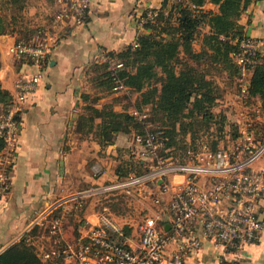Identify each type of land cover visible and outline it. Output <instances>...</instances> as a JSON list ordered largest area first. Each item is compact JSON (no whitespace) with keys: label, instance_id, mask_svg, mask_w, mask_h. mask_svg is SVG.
Listing matches in <instances>:
<instances>
[{"label":"crops","instance_id":"obj_1","mask_svg":"<svg viewBox=\"0 0 264 264\" xmlns=\"http://www.w3.org/2000/svg\"><path fill=\"white\" fill-rule=\"evenodd\" d=\"M176 1L91 0L84 22L69 20L56 32L51 31L50 57L48 62L40 66L6 50L17 40L18 34L14 29L16 19L13 14L5 17L1 11L14 8L15 3L12 0H0L1 6L5 8L0 11L1 86L15 99L19 92L17 82L42 71L40 81L28 90L25 100L15 107L18 129L2 151L0 173L8 171L11 188L6 193H0V252L22 237L34 245L49 243L47 233H29L33 229V220L43 210L59 207L64 215L63 236L67 240L79 235L86 219H96L98 212L91 203L98 194L86 198L79 221L71 222L75 218L72 216L79 215L76 213L75 201L80 192L109 183L119 175L116 159L120 148L134 146L136 150L133 151L139 154L141 149L133 133L120 132L114 142L101 144L93 131L77 129L78 117L85 112L88 104L102 107L107 102H113L109 93L98 96L104 90L93 82L92 66L96 62H106L104 58L110 57V52L124 50L135 43L140 34L152 32V27L142 20L150 8H162L168 12L174 9ZM183 1L185 5H191L190 0ZM25 7H33L34 10L30 12L33 15L29 17H34L38 25L49 26L57 3L56 0H26ZM207 7L218 11V5L212 2L204 5L206 10ZM47 8L50 10L46 17L43 10ZM238 21L247 34L261 42L264 52V0H251ZM205 25H199L195 32L198 36L196 40H200V43L204 33L209 31V25ZM217 64L223 72L222 79H215L224 91L222 97L227 95L228 103L240 102L238 107H243L244 98L239 90L238 94H234L236 98L230 92L232 77L229 76V70L221 63ZM253 71L254 67H251L246 74L249 81ZM255 101L257 105L262 104L260 97ZM114 106L116 109L120 107L118 104ZM142 158L145 157L142 155ZM258 165L264 167V157ZM128 199L144 201L150 196ZM143 205H147L150 213L154 212V207L149 203ZM261 211L264 217V201ZM128 213L131 214L130 211L121 214L131 218ZM186 264H264V228L257 241L241 253L224 255L219 248L206 241L199 250L186 258Z\"/></svg>","mask_w":264,"mask_h":264},{"label":"built area","instance_id":"obj_2","mask_svg":"<svg viewBox=\"0 0 264 264\" xmlns=\"http://www.w3.org/2000/svg\"><path fill=\"white\" fill-rule=\"evenodd\" d=\"M56 3L58 9L50 25L40 26L29 39L11 43L9 53L44 65L50 57L51 31L56 32L69 20L84 22L91 0ZM159 13V8H150L142 20L154 21ZM235 40L240 46L232 53L240 68V95L247 98L250 81L246 74L257 61L261 42L249 34ZM104 60L114 79L113 89L132 92L117 73L123 63L109 56ZM41 78L40 70L19 80L17 96L7 112H0V134L7 141L18 129L15 107ZM130 112L142 125V131L134 134L141 154L156 163L143 174L126 178L117 175L109 183L80 192L75 207L83 208L88 196L125 193L136 199L150 196L157 209L142 213L134 221L104 207L95 220H85L74 241L63 236L64 215L59 207L43 210L32 226L47 233L49 243H32L38 255L47 264H186V258L206 241L224 255L241 253L254 244L264 228V167L255 166L264 157V138L257 140L253 131L245 129L232 144L214 152L202 148L189 152L185 160L164 163L158 154L160 130L153 127L149 106H135ZM10 188L6 170L0 173V193Z\"/></svg>","mask_w":264,"mask_h":264},{"label":"trees","instance_id":"obj_3","mask_svg":"<svg viewBox=\"0 0 264 264\" xmlns=\"http://www.w3.org/2000/svg\"><path fill=\"white\" fill-rule=\"evenodd\" d=\"M12 1L16 8L20 2L21 6L25 7L26 0ZM250 1L190 0L191 5H185L183 0H177L173 10L181 12L177 27V30L183 31L181 35L172 34L170 38L164 36V31L168 30L166 27L169 26L173 10L165 12L160 8L157 18L154 21L146 22L152 27V32L140 34L136 39V44L132 43L124 50L110 52L112 60L116 58L118 61L115 62L123 63L117 69L119 77L133 91H140L142 102L150 103V113H153L155 117L158 115L161 119L163 126L160 127V133L163 149L170 151L175 143L176 146L178 144L176 137L187 133L193 139L199 136L204 137L197 143L198 150L206 148L214 152L228 145H221L217 136L213 140H209L207 136L200 133L202 130L210 131L212 124L215 123L220 126L218 129L223 130L226 115L218 114L213 109L218 99L222 97L220 93L216 92L217 90L220 92L221 87L203 69L197 67L187 58L183 60L181 51L183 48L189 57L194 59L202 58L208 51H211L216 62L221 63L224 68L229 70V76L232 78L236 76L240 91V68L232 53L240 50L239 43L235 38H241L247 34L238 20ZM207 2L218 5V11L206 10L204 5ZM57 9L58 5L49 21ZM13 16L17 19L15 15ZM160 21H165V24L157 29ZM205 24L209 25V31L203 35L201 50H195L191 40L192 32L199 25ZM22 39L25 38H17L16 41ZM28 59L32 61L30 58ZM92 67L93 82L103 90L113 88L114 79L109 69V63L96 62ZM251 67H254V71L250 77L248 98L256 100L260 97L264 108V52L261 49L258 52L256 63ZM155 81L156 84H154ZM12 101V95L0 84V112H7ZM218 116L220 117L217 118ZM97 118L99 120H96ZM139 123V120L128 110H118L113 102H107L100 108L88 104L85 112L78 117L77 129L84 132L93 131L101 144H108L114 142L120 132L131 134L141 132L142 127ZM138 126L139 130H137ZM6 145V138L0 134V157ZM176 160L178 159L176 158ZM137 161L140 165H144V169L133 171L130 162H127L126 168L116 165L119 176L126 178L133 173L140 175L150 169L151 164L147 165L145 158L141 157ZM120 194L123 198H130L125 193ZM84 207L85 204L83 208L78 209L81 215L84 212ZM121 213L119 212V214ZM35 231L41 233L42 229L35 226L29 233H35ZM0 264H47V262L38 255L30 240L22 237L0 252Z\"/></svg>","mask_w":264,"mask_h":264},{"label":"rangeland","instance_id":"obj_4","mask_svg":"<svg viewBox=\"0 0 264 264\" xmlns=\"http://www.w3.org/2000/svg\"><path fill=\"white\" fill-rule=\"evenodd\" d=\"M4 4V2H2ZM1 6V2H0ZM39 8V7H38ZM211 7H207V10H210ZM4 10V7H0V11ZM31 9L33 7H24L21 6V2L19 3L18 7L10 8V9H5V11H1L2 16L4 15L5 17L8 16L9 14H13L16 16V22L14 23V29L17 31L18 34V39L20 38H25L29 39L32 35H29L32 32H36L37 29L41 26V24L38 25V22L34 20V17H29L33 15L31 12ZM34 10V9H33ZM41 10V9H40ZM50 8L44 11V15H46L47 12H49ZM49 15V13H47ZM180 11L174 10L172 13L171 19L169 20V26L166 27L168 30H162L164 31V36L170 38L172 34L177 33V35H181L183 31L177 30L178 24L180 22ZM46 15V17L48 16ZM2 16L0 17V21L2 19ZM159 26L157 29H160V26H164L165 21H160ZM164 22V23H162ZM206 25H203L205 27ZM1 28V25H0ZM197 29V28H196ZM36 30V31H35ZM200 31H203V28L200 29ZM196 30L192 32V44L193 48L195 50H201L202 48V43H200V40H196L198 36L195 34ZM203 40V38H202ZM199 43L201 44L199 47ZM6 50H8V46L6 47ZM210 50V49H208ZM211 51H208L206 55H204L202 58H190L189 54L184 51L182 48L181 51V58L185 60L186 58L194 63L197 67L203 69L205 72L209 74V76L213 77L214 79H222V74L219 70V64H217L216 59L214 56L210 53ZM114 60V59H113ZM114 61H118V59L115 58ZM216 62V63H215ZM231 86H230V92L233 93V96L236 98V95L238 94V83L236 81V77L231 78ZM156 84V81L155 83ZM159 84V83H158ZM217 94L220 93V95H223L224 91L221 89L220 92L217 90ZM105 93H109V95H112V100L114 105H119L120 107L118 109L122 110H129L130 107H135L137 106L139 109H144L147 106H149L150 103L146 104L142 102V95L140 91H132L130 93H127L125 91H116L113 88L110 90H104L102 93H100L98 96H102ZM219 97V96H218ZM226 97H220L216 104L214 105L213 109L218 113H224L226 115V119L223 127V130L218 129L220 126L218 123L212 124L210 131H205L202 130L200 133H203V136H207L209 140H213L216 136L218 137L219 143L222 144H232L235 141V136L237 137L242 133L243 130H251L254 132L255 138L261 139L264 137V108L261 105H257L256 101L251 99V98H244L242 99V102L244 105L243 107H238L240 102H232L226 100ZM240 99V97H239ZM238 101V100H237ZM135 105V106H134ZM100 108V107H98ZM150 110V106H149ZM91 113L92 111L89 110ZM93 114V112H92ZM150 117L152 118L151 121L153 122L154 126L156 129L160 130V127L163 126L161 119L158 117V115L155 117L153 113H150ZM218 116L217 118H219ZM96 120H99L98 118ZM220 123V122H219ZM140 127H142L141 123ZM87 126V125H86ZM138 126L137 130L140 128ZM136 130V131H137ZM141 130V129H140ZM205 131V132H204ZM137 132H135L136 134ZM204 138L202 136L196 137V139H193L190 134H184V135H178L176 139L178 140V144L172 147L170 151L169 149H163L162 144V139H161V133L158 134V154L163 157L164 163L169 162L171 158L176 162V158L178 160H185L187 159L188 155L190 154L189 152H194L198 150L197 143L201 141V139ZM133 146V145H132ZM134 147V146H133ZM128 148V147H122L118 151L117 155V161L116 165H119L123 168H126L127 162L132 163L131 167H133L131 170L137 171L144 169V165H140L138 163V159L142 157V154L134 152L133 150H136L134 148ZM188 150H190L188 152ZM144 156V155H143ZM166 156V157H165ZM146 164H154L156 163V160H152L150 158H146ZM259 161L255 164L256 167H262L261 165H258ZM93 198V197H92ZM95 199L91 203L92 208H94L97 212L103 211L104 207L109 208L111 211L119 213L122 212L124 215L126 214L127 211H130L131 214L128 213V216L131 217L134 221L135 219L138 218L139 215H141L144 212H148L149 208L147 204L149 203L151 207H154V210L157 209V205L154 204V202L151 199H145L144 201H136L134 202V199L132 200H127L126 198H123L120 193L117 194H108V195H97L94 197ZM131 201V203H130ZM147 202V203H146ZM143 203V204H142ZM142 206H144V209H142ZM162 206H166L165 204H162ZM107 209V210H109ZM76 213L79 215L72 216L75 218H72L71 222H78L79 217H81V213H79L78 210H76ZM154 213V212H153ZM76 229V228H75ZM43 231V230H42ZM41 231L40 234H43ZM75 233V231H73ZM74 241V240H72Z\"/></svg>","mask_w":264,"mask_h":264},{"label":"water","instance_id":"obj_5","mask_svg":"<svg viewBox=\"0 0 264 264\" xmlns=\"http://www.w3.org/2000/svg\"><path fill=\"white\" fill-rule=\"evenodd\" d=\"M160 181H162V180L160 179Z\"/></svg>","mask_w":264,"mask_h":264}]
</instances>
